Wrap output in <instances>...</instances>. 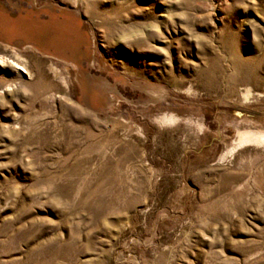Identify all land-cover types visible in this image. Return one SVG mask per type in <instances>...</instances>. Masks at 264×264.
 I'll use <instances>...</instances> for the list:
<instances>
[{
  "label": "rangeland",
  "instance_id": "rangeland-1",
  "mask_svg": "<svg viewBox=\"0 0 264 264\" xmlns=\"http://www.w3.org/2000/svg\"><path fill=\"white\" fill-rule=\"evenodd\" d=\"M0 59V264H264V0H0Z\"/></svg>",
  "mask_w": 264,
  "mask_h": 264
},
{
  "label": "bare ground",
  "instance_id": "bare-ground-1",
  "mask_svg": "<svg viewBox=\"0 0 264 264\" xmlns=\"http://www.w3.org/2000/svg\"><path fill=\"white\" fill-rule=\"evenodd\" d=\"M6 28V27H5ZM2 33V32H1ZM9 34V33H8ZM11 37V36H10ZM77 42V41H76ZM43 51V50H41ZM14 52V51H13ZM50 53V52H49ZM49 55V54H48ZM3 59V58H2ZM4 60V59H3ZM0 59V63H4V61ZM76 60V59H75ZM15 66L22 70L23 73L26 72L25 67L22 66L18 67V65L15 63ZM173 119L171 118H165L163 122H171ZM238 144L246 143V142H254V143H259V142H264V133H244V134H238Z\"/></svg>",
  "mask_w": 264,
  "mask_h": 264
}]
</instances>
